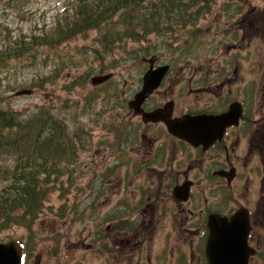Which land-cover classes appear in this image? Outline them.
I'll return each mask as SVG.
<instances>
[{
  "label": "flooded vegetation",
  "instance_id": "af4514ba",
  "mask_svg": "<svg viewBox=\"0 0 264 264\" xmlns=\"http://www.w3.org/2000/svg\"><path fill=\"white\" fill-rule=\"evenodd\" d=\"M243 9L237 6L238 14H226L231 16L224 22L229 25L227 48L232 49H228L220 71L207 68L203 72L201 66L182 70L174 61L165 63L155 57L154 68L168 65L169 69L140 106L143 113L166 107L161 115L170 110V120L218 117L231 109H238L237 118L222 130L210 124L203 126L200 131L209 136L197 133L189 136L190 142L183 140L172 135L164 122H145L141 114L129 108L141 89V77L138 89L124 106L129 117H124L126 125L125 119H111L110 146H101L98 156H114L109 167L114 170V190L112 196L111 190L109 194L113 206L106 218L110 225L104 229L108 237L97 247L98 264H208L206 245L215 229L219 235L239 230V235L245 236L247 264H264V75L259 44L250 42L259 40L256 32L261 21L252 17L254 9L238 11ZM245 23L247 31L255 34L248 41L254 49L248 50L249 73L253 75L250 86L242 84L239 75L241 58L246 57ZM143 63L149 67L145 58ZM129 174L136 175L138 182L128 183ZM151 238L167 241L168 248L158 250L164 252L161 257L149 255ZM169 239L173 240L171 246Z\"/></svg>",
  "mask_w": 264,
  "mask_h": 264
},
{
  "label": "rangeland",
  "instance_id": "374dc122",
  "mask_svg": "<svg viewBox=\"0 0 264 264\" xmlns=\"http://www.w3.org/2000/svg\"><path fill=\"white\" fill-rule=\"evenodd\" d=\"M68 1L0 0V51L2 50L0 55L11 57L9 66L5 69L0 68V95L7 98V102L2 103L3 108L21 110L34 106H47L52 109L51 112L56 118L59 116L65 121L64 129L70 134L69 137H72L77 130L84 133L78 145L77 165L72 166L75 171L73 178L75 187L67 186L70 192L65 199L67 206L80 202L78 204H80L81 215L75 217L70 214L64 219L57 217L54 212L63 203V199H60L57 191L54 192L45 203L43 212L33 226L36 243H28L26 250L22 248L26 255L23 264H98L97 247H100V242L104 241L105 236L108 237L104 229L110 225L106 218L113 206L109 200L110 190L111 196L114 190L111 187L114 170H109L114 156L110 157L109 153H106L99 157L100 147L110 146L108 134L113 125L111 119L115 117L119 120L125 119L126 125V118L129 117L127 109L124 108L125 103L127 98L138 89V82L147 69L142 62L137 65L139 60L142 61L141 53L137 54V60H133L130 54L132 50L136 52L141 49L143 47L141 44L128 43L122 49H114L112 55H104L100 59L93 51L95 31L84 36H77L53 50L38 49L33 46L19 57L18 51L15 53L12 47L11 53H7L6 47L13 41L10 40L11 37L17 39L22 34L28 36L36 27L53 28L56 15L63 18L62 11L68 5ZM237 6L244 8L238 10L241 13L254 9L252 17L256 16V21H261V27L256 32L259 40L250 42L259 44L258 55L262 53L261 74L264 75L263 0H216L212 14L201 18L199 22L201 31L198 41L196 40L193 45L190 41L183 42L171 58L169 57L171 54L164 49L160 50L156 56L165 63L174 61L175 67H181L182 70L188 66L187 70L199 69L201 66L203 72H206L207 68L210 72L220 71L219 68H223L227 60L228 49H232L227 48L229 25L224 23L227 21V17L225 19L224 16L229 13L238 14L235 11ZM230 18L231 16L228 19ZM250 19L251 17L247 21ZM244 25L247 32L245 43H243L246 48V57L244 60L241 58L240 64L242 61L243 64L239 75L242 78V84L250 86L249 79L253 75L249 73L251 60L248 57L250 55L248 50L254 51V49L252 46L249 47L248 41L255 34L254 31L248 32L247 24ZM181 40L182 38L179 37L176 43H181ZM150 43H160V39L152 37ZM243 51H240V55ZM26 57L30 59H25ZM101 66H103L102 69ZM84 72L88 73L84 76L82 85L70 86L71 81ZM107 73H114L116 76L111 83L100 88H92L89 85L92 77ZM26 82L34 83L35 87L20 86L21 83ZM23 89H29L32 92L19 97L13 95ZM120 98L122 100H119ZM117 155L120 156V154ZM65 169L67 172L72 170L71 164ZM118 173L123 175L121 172ZM65 179V177L62 179L64 185H66ZM127 182L130 184L138 182L137 176L129 174ZM113 202L116 201L113 200ZM99 230L102 232L98 233ZM95 232L99 236V241L96 242ZM26 234V229L12 226L0 234V243L20 241L25 246ZM168 241L171 246L173 240ZM177 242L178 240H174V243ZM148 246L151 258H158L164 253L158 250L168 248V243L161 238H151L148 240ZM161 263H164V259ZM117 264H126V262Z\"/></svg>",
  "mask_w": 264,
  "mask_h": 264
},
{
  "label": "trees",
  "instance_id": "16d2710c",
  "mask_svg": "<svg viewBox=\"0 0 264 264\" xmlns=\"http://www.w3.org/2000/svg\"><path fill=\"white\" fill-rule=\"evenodd\" d=\"M215 5L216 0H69L62 11L63 18L56 15L53 28L36 27L28 36L11 37L12 44L6 49L11 53L14 47L20 57L33 46L53 50L95 31L93 51L100 59L128 43L143 46L130 52L133 60L138 59V53L146 58L156 56L162 49L171 58L183 42L190 41L193 45L199 40V22L212 14ZM152 37L160 39V43L151 44ZM179 37L181 43H176ZM10 58L0 55L1 69L9 66ZM87 73L75 77L70 86L82 85ZM20 86L35 87L29 82ZM6 102L7 98L0 95V234L12 226L26 229L23 247L26 250L28 243H36L33 226L54 192L63 199L54 212L57 217L81 215L80 202L67 206L65 199L70 192L67 188L75 187L72 166L77 165L78 145L84 133L77 130L69 137L61 117L56 118L47 106L14 110L3 108L2 103ZM69 164L72 170L67 172L65 167ZM64 177L66 185L62 181Z\"/></svg>",
  "mask_w": 264,
  "mask_h": 264
},
{
  "label": "water",
  "instance_id": "95a60500",
  "mask_svg": "<svg viewBox=\"0 0 264 264\" xmlns=\"http://www.w3.org/2000/svg\"><path fill=\"white\" fill-rule=\"evenodd\" d=\"M149 64L148 70L142 77V86L139 92H137L129 102L128 106L133 110L134 114H141L142 120L147 121H162L166 124L168 131L183 140H189V136L208 135L205 132H201L203 126L210 124L214 127H218L221 130L228 124L231 119H235L238 116V109H231L227 114L220 115L218 117H190L184 116L180 119L170 120V110H167L166 115L162 116L161 113L166 111V107L163 110H155L151 113H143L140 109L144 99L152 93L154 89L159 87L162 79L165 77L169 67L167 65L158 66L153 68L154 60H146ZM113 77L112 73L94 76L89 80V84L92 87H97ZM29 90H20L14 93V96L27 95ZM209 136V135H208ZM216 230V229H215ZM215 230L211 231V235L206 245V256L208 264H247V258L249 256L247 247H244L245 236L237 233L226 232L218 234ZM246 235V231H245ZM21 247L17 242L0 243V264H21Z\"/></svg>",
  "mask_w": 264,
  "mask_h": 264
},
{
  "label": "bare ground",
  "instance_id": "6f19581e",
  "mask_svg": "<svg viewBox=\"0 0 264 264\" xmlns=\"http://www.w3.org/2000/svg\"><path fill=\"white\" fill-rule=\"evenodd\" d=\"M102 67V66H101Z\"/></svg>",
  "mask_w": 264,
  "mask_h": 264
}]
</instances>
